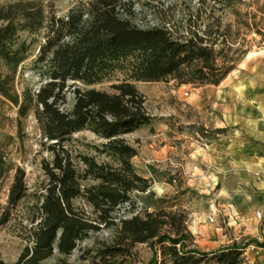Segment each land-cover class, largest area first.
I'll use <instances>...</instances> for the list:
<instances>
[{
    "label": "rangeland",
    "instance_id": "rangeland-1",
    "mask_svg": "<svg viewBox=\"0 0 264 264\" xmlns=\"http://www.w3.org/2000/svg\"><path fill=\"white\" fill-rule=\"evenodd\" d=\"M18 1L38 3L45 13L64 18L71 10L86 9L91 0H0V8ZM130 1L131 21L141 28L169 21L184 36L195 28L216 32L210 38H218L214 49L221 50L220 57L227 62L228 71L223 78L229 73L230 78L222 84V94H218L216 85L133 81L145 98L151 120L120 138L136 150L137 155L130 162L135 173L148 180L150 193L132 192L128 201L118 203L109 213L112 224H99L84 233L69 255L60 254L54 247L52 255L39 264H169L160 244H129L118 239L121 220L135 215L144 217L145 213L158 210L184 213L185 250L210 253L237 245L242 248L246 264H264V205L251 201L248 202L252 205L246 204L243 188L247 179L240 177L253 163L251 153L256 148L247 135L253 128L252 102L258 99L248 89L254 85L255 63L264 57V0ZM44 33V29L18 32L12 46L13 50L22 51L24 60L17 68L10 92L20 98L24 93L31 97L26 115L19 116L18 108L0 95V153L4 163L0 205L7 206L17 169L23 172L27 187L24 197L12 208L9 220L0 225V261L6 264L15 263L25 248L33 245L34 229L40 221L38 209L48 184L43 166L52 160L50 143L43 138L33 110L34 95L45 83L40 65L34 64ZM7 74L8 67L0 59V78ZM121 79L123 75L117 73L81 88L112 93L110 86ZM70 91L66 92L65 109H71L74 102ZM243 94L244 98H240ZM105 143L88 130L71 134L65 143L80 177L81 190L96 184L84 174L83 158L98 165L118 166L116 157L104 148ZM72 203L91 219L96 218L98 213L83 193ZM258 212L261 219L256 216ZM164 230L170 231L168 227ZM115 248L121 251L112 253Z\"/></svg>",
    "mask_w": 264,
    "mask_h": 264
},
{
    "label": "trees",
    "instance_id": "trees-1",
    "mask_svg": "<svg viewBox=\"0 0 264 264\" xmlns=\"http://www.w3.org/2000/svg\"><path fill=\"white\" fill-rule=\"evenodd\" d=\"M130 0H91L86 9H74L64 18L45 13L40 4L18 1L0 8V59L9 74L0 78V95L18 108L24 117L31 97L12 91L14 75L24 60L21 50L12 46L18 32L35 33L44 29L43 43L35 65L45 83L34 95V116L52 155L43 170L48 179L38 209L40 221L33 233V245L25 248L13 264H39L52 255L54 247L69 255L76 241L102 224H112L109 213L132 192L150 193L148 180L139 177L130 160L137 155L120 135L148 124L151 120L133 81L173 82L176 86L218 85L228 71L227 62L215 51L218 38L209 29H189L180 35L174 25L141 28L132 23ZM123 75L112 84V93L88 87ZM70 83V85H68ZM71 89L73 105L65 109L66 92ZM33 100V99H32ZM88 130L103 138L104 148L117 159L118 166L96 164L83 158L85 175L96 184L81 190L80 177L65 148L70 135ZM0 153V177L4 173ZM27 191L24 174L17 169L9 188L7 206L0 205V225L11 217V210ZM81 193L98 213L90 218L73 206ZM176 217H179L177 219ZM34 219V218H33ZM182 211L158 210L120 221L118 239L129 244L162 245L169 264H246L242 248L223 247L210 253L185 250L186 228ZM168 227L170 231H165ZM164 244L167 246L163 247ZM179 246V249H178ZM121 249H112V253ZM0 264H6L0 261ZM103 264H108L103 261ZM151 264V263H150Z\"/></svg>",
    "mask_w": 264,
    "mask_h": 264
},
{
    "label": "crops",
    "instance_id": "crops-1",
    "mask_svg": "<svg viewBox=\"0 0 264 264\" xmlns=\"http://www.w3.org/2000/svg\"><path fill=\"white\" fill-rule=\"evenodd\" d=\"M244 71V68H241ZM236 73H239L236 71ZM254 78V85H250L248 90H252V93H256L254 96V102L252 105L254 107V119L252 126L250 129L251 134L247 135V138L250 142L256 147L253 149L251 153L253 156V163L247 165L249 169L247 173H242L240 177H245L247 180L244 182V192L246 197V204L252 205V203H259L260 205H264V57L263 59L258 60L255 63L254 73L252 74ZM230 78V73L226 74V76L220 81L217 87L218 94L224 93L223 83L228 81ZM233 78L236 77L233 75ZM219 89V90H218ZM244 98V94L241 95ZM225 107L222 103L220 104V109ZM249 173V174H248ZM251 173V174H250ZM254 175L253 177H249V175ZM222 177H220L219 188L223 187ZM251 201V202H248Z\"/></svg>",
    "mask_w": 264,
    "mask_h": 264
},
{
    "label": "built area",
    "instance_id": "built-area-1",
    "mask_svg": "<svg viewBox=\"0 0 264 264\" xmlns=\"http://www.w3.org/2000/svg\"><path fill=\"white\" fill-rule=\"evenodd\" d=\"M256 216H257L258 219H261L262 215L258 212V213H256ZM211 221H212V219H211Z\"/></svg>",
    "mask_w": 264,
    "mask_h": 264
},
{
    "label": "bare ground",
    "instance_id": "bare-ground-1",
    "mask_svg": "<svg viewBox=\"0 0 264 264\" xmlns=\"http://www.w3.org/2000/svg\"><path fill=\"white\" fill-rule=\"evenodd\" d=\"M261 53H264V51H261ZM250 57V55L248 56V58Z\"/></svg>",
    "mask_w": 264,
    "mask_h": 264
}]
</instances>
